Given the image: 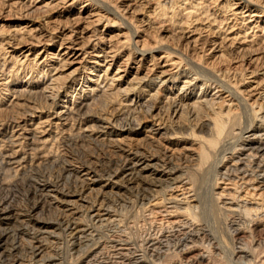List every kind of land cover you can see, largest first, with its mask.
I'll return each instance as SVG.
<instances>
[{
	"label": "rangeland",
	"instance_id": "1",
	"mask_svg": "<svg viewBox=\"0 0 264 264\" xmlns=\"http://www.w3.org/2000/svg\"><path fill=\"white\" fill-rule=\"evenodd\" d=\"M240 1L0 0L4 253L84 264L102 250L117 264L111 237L138 254L145 238H160V255L143 264H264V165L242 144L264 133V0ZM218 122L244 130L225 158L211 144ZM135 148L156 172L129 183ZM86 173L95 181L83 186ZM177 220L194 232L183 244L170 236Z\"/></svg>",
	"mask_w": 264,
	"mask_h": 264
},
{
	"label": "bare ground",
	"instance_id": "2",
	"mask_svg": "<svg viewBox=\"0 0 264 264\" xmlns=\"http://www.w3.org/2000/svg\"><path fill=\"white\" fill-rule=\"evenodd\" d=\"M237 2L238 3H243V2H241L240 0H237ZM244 5V4H243ZM253 16H256V14H253L251 17H253ZM62 40V39H61ZM72 43H76V39H72L71 38V36H69V37H66V39L65 40H62L61 41V43L59 44L60 46H62V47H64V49H63V52L62 53H69L70 51H71V49H72ZM74 49V48H73ZM81 49V48H80ZM99 56H101V55H99ZM161 57H163V56H161ZM217 87H219V86H217ZM221 87V86H220ZM227 92H228V95H232V98L234 97V96H237L238 95V91L237 92H233V91H230V90H226ZM238 97V96H237ZM235 98V97H234ZM201 101V100H200ZM245 102V101H244ZM247 106V105H246ZM257 111V110H256ZM262 116V115H261ZM263 118H264V116H263ZM219 121H220V119H218ZM262 121H264L263 119H262ZM216 125V128H217V138H216V140L215 141H213V142H211V144H212V148L213 149H216V150H218L221 154V156H220V158H225V153H227L226 152V150H227V147L228 146H230V148L229 149H231V148H234V150H235V147L239 144L237 141H239V139L241 138V132L242 131H244L243 129H239L240 131H235L238 127V123H237V126H234V125H232L230 128H227V129H229V130H224V125L222 124V123H220V122H218V123H216L215 124ZM248 125V124H247ZM244 127H245V125H244ZM247 128L249 129V127H246V128H244V129H246L247 130ZM245 130V131H246ZM264 133H262V134H257V133H248V135L246 136V138H244L243 136V138H244V143H242V144H246V148L245 149H249L252 153H254L253 155H252V160H254V159H258L257 160V164H256V166H257V168L256 169H258V167H260L261 166V164L262 165H264ZM234 136H236V140L235 141H231V138H233ZM234 142H237L236 144L234 143ZM210 144V145H211ZM248 146V147H247ZM136 149V148H135ZM212 149V150H213ZM228 149V150H229ZM243 149V148H242ZM125 151H127V150H125ZM125 153V152H124ZM132 153V152H131ZM128 154V157L130 156V158H129V160L131 161V164H127V174H128V176H129V178L127 179V181L129 182V183H131V182H134V181H136L137 180V178H140L142 175V171L144 170V171H151L152 173H155L156 172V168H155V164L152 162L154 159L153 158H151V156L150 157H148V156H146V154H143V153H141V151H138L137 149H136V151L133 153V154ZM127 154V153H126ZM164 155V154H163ZM200 155V154H199ZM125 156V155H124ZM198 156V155H197ZM209 155L206 153V151L205 152H202L201 153V155H200V160L201 161H205L207 158L209 159V157H208ZM231 156V155H230ZM120 157V156H119ZM121 159V158H120ZM119 160V159H118ZM198 160V159H197ZM199 161V160H198ZM248 161H249V159H248ZM251 161V160H250ZM255 161V160H254ZM116 162H117V160H116ZM119 162V161H118ZM128 162V161H127ZM219 162V161H218ZM217 162V163H218ZM238 162H239V158L237 159V160H235L234 161V164H236V166H237V164H238ZM123 163V161L121 162V164ZM125 163V162H124ZM203 163V162H202ZM221 163V162H220ZM115 164V163H114ZM129 165V166H128ZM164 165V164H163ZM166 166V165H165ZM234 167L235 169V172H237V170L239 171V167ZM244 166H245V164H244ZM169 167V166H168ZM167 168V167H166ZM111 170V169H110ZM171 170H172V168H171ZM255 170V169H254ZM78 171V170H77ZM122 171V170H121ZM253 171V170H252ZM110 172V171H109ZM69 173V172H68ZM67 173V174H68ZM75 173V172H74ZM105 173H107V171L105 172ZM104 173V174H105ZM254 173V172H253ZM71 174V173H70ZM87 174V173H86ZM118 175V174H117ZM71 176V175H70ZM87 176H90V174H87ZM146 176V175H145ZM264 176V173H263V175L261 176V177H263ZM68 177V176H67ZM74 177H76L75 175H74ZM237 178H238V176H236ZM70 178V177H69ZM79 178V177H78ZM107 178H109V177H107ZM110 178H111V176H110ZM120 178V177H119ZM124 178V177H123ZM143 178H145V177H143ZM67 179V178H66ZM146 179H148L147 178V176H146ZM33 180V179H32ZM85 180H86V182L88 183V185H90L91 183H93L95 180H94V178H93V175L92 176H90V178H89V180H87V179H83V180H81V183L83 184V186H84V183H85ZM111 180V179H110ZM151 180V179H150ZM254 180V179H253ZM124 181V180H123ZM147 181V180H146ZM34 182V181H33ZM48 182H50V181H48ZM143 182V181H142ZM150 182V181H149ZM37 183V182H36ZM46 183H47V181H45V182H38V186L40 187V189H43V188H48L49 186L48 185H46ZM51 183V182H50ZM55 183V182H54ZM53 183V184H54ZM52 185V184H51ZM79 185V184H78ZM171 185V184H170ZM74 186V185H73ZM83 186H80V187H83ZM137 186H139L138 184H137ZM35 187V186H34ZM55 187H56V184H55ZM171 187V186H170ZM33 188V187H32ZM63 188V190L65 189V187H62ZM78 188V187H77ZM84 188V187H83ZM257 188V187H256ZM255 188V189H256ZM34 189V188H33ZM69 189V188H68ZM81 189V188H80ZM143 189H144V187H143ZM167 189H170L169 188V185L167 186ZM172 189V188H171ZM254 189V188H253ZM49 190V189H48ZM51 190V189H50ZM49 190V191H50ZM53 190V189H52ZM51 190V191H52ZM55 190V189H54ZM53 190V191H54ZM60 189H58V191H54V194H53V199L55 200V201H57L59 204H63V203H70V201H66L65 200V197H67V196H64L65 194L63 193V191H59ZM34 191V190H33ZM58 192L60 193V194H58ZM68 192H69V190H68ZM35 194V193H34ZM72 194V193H71ZM79 194V193H78ZM81 194V193H80ZM100 194V193H99ZM141 194V193H140ZM254 194V193H253ZM43 195H45V194H43ZM49 195V194H48ZM41 196V195H40ZM50 196V195H49ZM52 196V195H51ZM68 196H69V194H68ZM143 196V195H142ZM46 197V196H45ZM98 197V196H97ZM146 197V196H145ZM238 197H239V195H237L236 196V199L238 200ZM140 198H142V197H140ZM102 199V198H101ZM143 199H144V197H143ZM176 200V199H175ZM94 201V200H93ZM177 201V200H176ZM184 201V200H183ZM193 201V200H192ZM102 202V201H101ZM2 203V202H1ZM94 203V202H93ZM100 203V202H99ZM7 204V203H6ZM9 204V203H8ZM7 204V205H8ZM224 204V203H223ZM11 206V205H10ZM89 206V205H88ZM102 206V205H101ZM187 207L188 208H191L192 207V205L189 203V204H187ZM194 207V206H193ZM89 208V207H88ZM105 208V207H104ZM222 208L223 209H226L227 207H224V206H222ZM11 209H12V207H11ZM108 210V209H107ZM231 210H233V211H236L235 209H231ZM7 211H8V207H4V206H2V207H0V215H6L7 214ZM94 211V210H93ZM101 209H100V207H99V209H96V213H95V217L97 216V215H99V216H97V217H99L98 218V222H101V221H104V222H106V221H108L109 219H108V217L107 216H109L108 215V213L106 212L105 214H100L101 212ZM111 211V210H110ZM68 214H70V213H68ZM111 214H112V212H111ZM67 215V214H66ZM105 216V217H104ZM8 217V216H7ZM63 217V216H62ZM68 217V216H67ZM92 217H90V219H91ZM65 219H67V218H65ZM17 220V219H16ZM23 220V219H22ZM60 220V219H59ZM24 221V220H23ZM66 221H68V220H66ZM111 221H113V220H111ZM55 223V222H54ZM72 223H74V222H72ZM107 223V222H106ZM109 223V222H108ZM175 223V227L173 228L174 230H172L171 229V227H170V229H171V235L170 236H172L173 238H178V240H176V241H179V243L178 242H175V243H177V244H180V243H182V241H183V239L184 240H186V239H188L189 237H190V235H191V233L193 232L190 228H191V224H186L185 223V221L183 222V221H173V224ZM75 224V223H74ZM73 224V225H74ZM102 224V223H101ZM173 224L171 225V226H173ZM28 225V224H27ZM58 227H59V225H57ZM62 226V225H61ZM168 226V225H167ZM65 227V226H64ZM26 228V227H25ZM65 228H67V229H71L70 230V232L73 230V229H75V233L76 234H71V236L73 235V238L75 239V240H80V238H85L84 236H82L81 234L82 233H84L85 231L83 230V229H78V230H76V228H77V226H74V227H71V225L68 223V222H66V227ZM185 228H187V230H185ZM193 229H194V227H193ZM190 230L192 231V232H190ZM4 231V230H3ZM74 231V230H73ZM169 231V230H168ZM203 231V234H204V232H205V230H202ZM36 232V231H35ZM167 232V231H166ZM5 233H7V232H5ZM194 233V232H193ZM195 233H197L196 231H195ZM34 234V233H33ZM38 233H36V235H37ZM54 234V233H53ZM53 234L51 233V235L53 236ZM70 234V233H69ZM68 235V234H67ZM81 235V236H80ZM149 235V234H148ZM157 235V234H156ZM70 236V237H71ZM113 236V235H112ZM155 236V235H154ZM153 236V237H154ZM158 236V235H157ZM168 236L169 235H167L166 236V239L168 238ZM5 234L4 233H1L0 234V264H28V263H24L18 256H15V255H11V254H9V253H4V249H2L3 247H5ZM54 237H55V234H54ZM32 238V237H31ZM41 238V237H40ZM114 239V240H111V239ZM116 238H117V240H116ZM73 239V240H74ZM145 239H147V238H145ZM144 239V241L143 242H145L144 243V246H146V247H144V248H140L141 250H143L142 251V253L141 254H138L137 252H138V249H137V251H136V249H134V248H117V244H121L122 243V241H120L121 239H119V237H111L110 238V240L112 241V244L113 245H111L110 247H112V252H113V255L115 256V258H121V259H123V263H120V262H117V264H143L144 262H148V260H149V258L148 257H157V256H159L160 255V250H161V248H162V241H160V238H159V241H158V239L157 240H154V238H149V239H147V240H145ZM165 239V240H166ZM170 239V238H169ZM123 240V239H122ZM168 240V239H167ZM166 240V241H167ZM7 241V240H6ZM34 241V240H33ZM33 241H32V243H33ZM39 241V240H38ZM110 241V242H111ZM174 241V240H173ZM41 242V241H40ZM77 242V241H76ZM80 242V241H79ZM121 242V243H120ZM44 243V242H43ZM125 243V242H124ZM127 244H128V242H126ZM125 243V244H126ZM45 244V243H44ZM102 244V243H101ZM183 244V243H182ZM30 245V244H29ZM165 246H166V244H164ZM185 245V244H184ZM183 245V247H184V250L183 249H181L182 251H188V249H191L189 246H184ZM33 246V247H32ZM103 246V245H102ZM31 249H32V252H31V254H30V256H37V255H40V252L38 251L39 250V246H34V245H31ZM104 247V246H103ZM108 247V246H107ZM109 247V248H110ZM134 247V246H133ZM143 247V246H142ZM175 247H176V244H175ZM10 248V247H9ZM137 248V247H136ZM182 248V247H181ZM2 249V250H1ZM102 249V248H101ZM106 249H108V248H106ZM105 249V250H106ZM134 249V250H133ZM148 249V252L146 251ZM235 249V248H234ZM10 250V249H9ZM12 250H13V248H12ZM163 250V249H162ZM180 250V249H179ZM180 250V251H181ZM240 250H241V252L243 251V248H240ZM99 251V250H98ZM102 250H100V252H101ZM9 252V251H8ZM100 252L98 253V254H95L94 256L93 255H91V257L89 258V259H87L85 262H84V264H114V263H110V262H108V261H103V260H100V258L98 257V256H96V255H99L100 254ZM139 252H141V251H139ZM185 252V253H186ZM235 252V251H234ZM233 252V253H234ZM95 253H96V251H95ZM236 253V252H235ZM238 253V252H237ZM94 254V253H93ZM103 254V253H102ZM101 255V254H100ZM107 255V254H106ZM30 256H29V259H30ZM103 256V255H102ZM114 256H112V257H114ZM41 257V256H40ZM89 257V256H88ZM105 257V256H104ZM103 257V258H104ZM31 258H33V257H31ZM37 258H39V257H37ZM48 258H50V257H48ZM192 258V257H191ZM207 258V257H206ZM42 261L43 260H46V259H42V258H40ZM40 259H38V260H35L36 261V263L37 264H39L40 262L39 261H41ZM51 259V258H50ZM107 259V258H106ZM192 259H194V260H196V261H200V260H203V259H205V255L203 254V253H199V254H196L195 256H193V258ZM191 259V260H192ZM105 260V259H104ZM108 260H110V259H108ZM32 261V260H31ZM31 261H29V262H31ZM47 261H49V260H47ZM51 261V260H50ZM112 261H114V259L112 260ZM150 261V260H149ZM33 262V261H32ZM39 262V263H38ZM122 262V261H121ZM33 264H34V262H33Z\"/></svg>",
	"mask_w": 264,
	"mask_h": 264
}]
</instances>
